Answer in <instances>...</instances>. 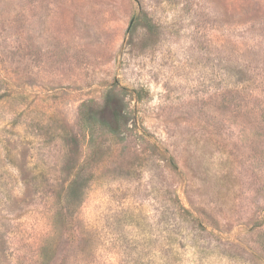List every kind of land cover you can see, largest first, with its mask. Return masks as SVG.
<instances>
[{
	"label": "rangeland",
	"instance_id": "obj_1",
	"mask_svg": "<svg viewBox=\"0 0 264 264\" xmlns=\"http://www.w3.org/2000/svg\"><path fill=\"white\" fill-rule=\"evenodd\" d=\"M0 264H264V0H0Z\"/></svg>",
	"mask_w": 264,
	"mask_h": 264
},
{
	"label": "trees",
	"instance_id": "obj_2",
	"mask_svg": "<svg viewBox=\"0 0 264 264\" xmlns=\"http://www.w3.org/2000/svg\"><path fill=\"white\" fill-rule=\"evenodd\" d=\"M113 113H114L115 120L117 121L116 123L119 124V123H118V122H119V115H118V112H117V111H113ZM85 121H86V127H87V128H90V122H88V120H87L86 118H85ZM111 132H112V133H115L116 130H115V129H112Z\"/></svg>",
	"mask_w": 264,
	"mask_h": 264
},
{
	"label": "water",
	"instance_id": "obj_3",
	"mask_svg": "<svg viewBox=\"0 0 264 264\" xmlns=\"http://www.w3.org/2000/svg\"><path fill=\"white\" fill-rule=\"evenodd\" d=\"M132 23H133V21L131 22V24H130V26H129V29H128V31L131 29Z\"/></svg>",
	"mask_w": 264,
	"mask_h": 264
}]
</instances>
